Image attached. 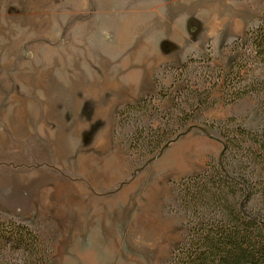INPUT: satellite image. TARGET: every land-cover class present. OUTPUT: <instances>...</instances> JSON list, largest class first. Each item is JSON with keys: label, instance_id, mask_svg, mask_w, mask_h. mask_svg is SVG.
I'll use <instances>...</instances> for the list:
<instances>
[{"label": "rangeland", "instance_id": "374dc122", "mask_svg": "<svg viewBox=\"0 0 264 264\" xmlns=\"http://www.w3.org/2000/svg\"><path fill=\"white\" fill-rule=\"evenodd\" d=\"M263 21L264 0H0V219L37 231L50 264H168L186 233L176 182L222 154L210 123L259 127L264 100L216 87L174 141L151 153L132 139L227 70L233 41Z\"/></svg>", "mask_w": 264, "mask_h": 264}, {"label": "trees", "instance_id": "16d2710c", "mask_svg": "<svg viewBox=\"0 0 264 264\" xmlns=\"http://www.w3.org/2000/svg\"><path fill=\"white\" fill-rule=\"evenodd\" d=\"M232 44L229 68H219L210 85L197 86V95L175 101L165 111L164 126L151 123L150 134L145 127L137 130L132 149L152 145V153L177 139L197 112L216 104L211 99L216 87L224 101L254 93L264 100V21ZM145 103L128 105L122 113L141 110ZM210 125L223 139L222 154L202 172L176 182L186 233L168 264H264V117L256 128L234 118ZM50 254L29 225L0 219V264H50Z\"/></svg>", "mask_w": 264, "mask_h": 264}, {"label": "bare ground", "instance_id": "6f19581e", "mask_svg": "<svg viewBox=\"0 0 264 264\" xmlns=\"http://www.w3.org/2000/svg\"><path fill=\"white\" fill-rule=\"evenodd\" d=\"M224 19H226V18H224ZM223 21V20H222ZM186 146H187V148L184 150V151H186V150H188L189 148H190V146H189V144H186ZM184 151H182V152H180L178 155H176V156H172V158H173V161L172 162H174V164H175V167H179V168H184V164H185V162H187L188 161V158H186V156H185V152ZM166 164V163H165ZM170 165V164H169ZM170 167H171V165H170ZM169 167V168H170ZM174 167V168H175ZM173 168V169H174ZM178 169V168H177ZM175 170H176V168H175ZM112 173V172H111ZM113 176V175H112ZM112 178V177H111ZM135 184V183H134ZM133 187V184H131V185H129L125 190H124V192H122V194H121V196H120V200H122V201H126V195L128 194V193H130L132 190H134V187ZM119 197V196H118ZM117 197V198H118ZM130 197V196H129ZM116 198V199H117ZM95 199V198H94ZM134 199V198H133ZM95 201V200H94ZM112 201H114V200H108V201H106V206H107V208H110V207H112L113 205H112ZM117 201V200H116ZM134 201H135V199H134ZM93 203V202H92ZM114 203V202H113ZM128 202L126 201V204H127ZM94 205H93V207H94V211H95V213H96V215H101V219H100V223H102V224H104L105 225V217H106V215H105V213L104 212H102V211H104L103 209H102V211H99L98 210V208H97V206H99V205H97L96 206V204H95V202L93 203ZM112 205V206H111ZM129 205V204H128ZM132 205V204H131ZM105 206V207H106ZM115 206H113L112 208H114ZM130 207V206H129ZM132 207V206H131ZM115 209V208H114ZM107 210V209H106ZM111 210H113V209H111ZM116 211V210H115ZM118 212V211H117ZM95 213L93 214V215H95ZM108 213V212H107ZM125 214H128V213H125ZM124 214V215H125ZM93 215H92V217H93ZM112 215H113V213H112ZM123 215V214H122ZM118 218L120 217V215L118 216V215H116ZM122 217H124V216H122ZM115 218V217H114ZM119 219H122V218H119ZM136 219H137V217H136ZM135 219V220H136ZM93 221V220H92ZM90 222V221H89ZM98 221H96V223H97ZM114 222V221H113ZM92 223H94V222H92ZM101 224V225H102ZM111 226V225H110ZM106 228V227H105ZM108 228V227H107ZM110 234V233H109ZM89 253V252H88ZM92 253V252H91ZM91 257V256H90Z\"/></svg>", "mask_w": 264, "mask_h": 264}]
</instances>
